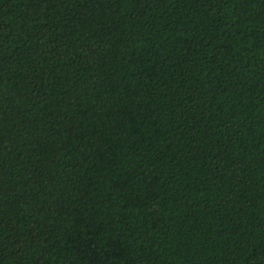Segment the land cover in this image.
I'll return each mask as SVG.
<instances>
[{
	"label": "trees",
	"instance_id": "16d2710c",
	"mask_svg": "<svg viewBox=\"0 0 264 264\" xmlns=\"http://www.w3.org/2000/svg\"><path fill=\"white\" fill-rule=\"evenodd\" d=\"M0 264H264V0H0Z\"/></svg>",
	"mask_w": 264,
	"mask_h": 264
}]
</instances>
